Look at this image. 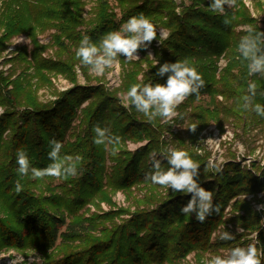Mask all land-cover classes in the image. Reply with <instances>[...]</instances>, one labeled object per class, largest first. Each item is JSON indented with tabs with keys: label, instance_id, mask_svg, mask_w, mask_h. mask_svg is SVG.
<instances>
[{
	"label": "trees",
	"instance_id": "16d2710c",
	"mask_svg": "<svg viewBox=\"0 0 264 264\" xmlns=\"http://www.w3.org/2000/svg\"><path fill=\"white\" fill-rule=\"evenodd\" d=\"M114 3L118 14L109 11L107 0H95L87 27L82 29V0H0V46L18 34H26L32 51L29 56L20 53L18 58L27 68H33L36 79L35 85L29 80L15 81L0 75V107L3 108L0 115V251L35 248L45 255L44 264H175L191 252L208 248L211 233L221 223L229 200L255 193L264 185L237 163L229 162L222 169L212 170L205 156L182 149L200 165L199 181L206 190L213 191V202L220 206L219 214L214 212L203 223L196 219L195 213L182 215L180 208L191 195L168 189L158 197L151 193L147 200L152 209H136L133 213L115 210L85 216L87 205L100 210L99 204H111V195L117 191H127L136 185L154 187L145 181V174L152 170L151 154H162V166L168 167L161 141L162 118L149 120L130 102L127 108L123 107L116 97L117 91H107L102 85L76 84L74 65H80L82 71L86 66L76 58L75 51L85 35L98 43L106 33L119 30L130 17L141 13L156 27L167 30L166 38L153 49L154 62L159 64L154 65L147 59L146 70L141 71L139 63L125 62L121 90L127 93L133 84H165L167 74L158 77V67L165 62L188 59L202 74L205 87L199 99L192 95L186 101L192 105L202 98L207 100L192 106L189 124L192 143L210 120L217 123L227 119L234 123L246 119L264 121V117L243 108L242 97L248 94V85L253 81L257 85L254 102L264 105V95H261L264 75L250 76L249 61H244L237 51L241 37L246 34L245 25L264 31L249 13L244 0H237L231 9L225 6L232 18L227 26L224 16L210 10L209 0H190L188 5H177L174 0H114ZM239 27L242 29L238 30ZM47 30H54V34L51 45L43 46L37 37ZM48 47L56 48L54 59L42 57ZM261 53H264V43ZM220 58L225 66L218 72ZM51 73L68 78L72 88L55 92L49 101L39 102L37 88L50 85ZM140 73L142 78L138 81ZM217 96L227 103L226 107L218 108ZM97 124L122 138L117 155H112L111 145L93 143L92 129ZM193 125L195 132L191 131ZM51 139L63 143L61 155L83 157L78 175L67 179L21 178L16 171L17 150H27L32 165L43 168L50 163L48 142ZM127 141L146 143L130 152L124 148ZM260 172L264 175V169ZM17 180L23 185L20 193L15 191ZM230 208L235 212L243 210L244 215L236 218L244 221L245 229L257 233L258 244L264 246V213L252 212L242 200L233 201ZM123 214L128 217L120 220ZM66 219L79 231L57 234ZM83 223H87L86 228L82 227Z\"/></svg>",
	"mask_w": 264,
	"mask_h": 264
},
{
	"label": "rangeland",
	"instance_id": "374dc122",
	"mask_svg": "<svg viewBox=\"0 0 264 264\" xmlns=\"http://www.w3.org/2000/svg\"><path fill=\"white\" fill-rule=\"evenodd\" d=\"M177 5L185 3L188 5L190 0H174ZM82 29L86 28V22L91 18V10L95 6V0H82ZM109 5V11L118 14V9L115 7L114 0H107ZM246 7L249 10L251 16L258 20L259 25L264 28V0H244ZM118 19V18H117ZM121 28V26H120ZM157 39L152 41L147 50L141 49L138 51L139 60H126L123 55L120 56L119 65L114 66L111 69H107L102 76L90 74L88 67L82 71L80 65H74V73L76 78V84L96 86L102 85L107 91H117L116 97L123 107L129 106V100L126 97V93L121 90L122 87V73L126 68L125 62H133L140 64V70L145 71V61L148 59L154 62L153 49L157 48L162 40H164L168 34L167 30L163 27H156ZM239 27L238 30H241ZM3 30L1 31V33ZM54 34V30H47L42 34H39L37 40L39 44L43 46L51 45V35ZM55 47H48L42 57L44 59H54L53 52ZM32 51V45L29 37L26 34H18L6 41L3 46H0V75L9 77L10 80H19L25 82L29 80L31 83H35L36 79L33 78V68L28 67L20 62L19 54L24 53L29 56ZM151 53V55H149ZM29 62V57L27 58ZM142 62V63H141ZM218 72L225 66V61L220 58L217 62ZM141 73L137 76V80H141ZM50 85H44L37 88L36 95L39 102H46L53 98L55 92H62L72 88V83L68 78L59 73L49 74ZM10 89V87H9ZM218 108L226 107V102L221 96L216 97ZM207 100L202 98L196 101L192 105L187 101L181 104L177 111L178 116L174 117L170 121L161 120V124L164 126V130L161 136V141L164 145L165 153L169 154L170 149H184L192 150L200 157H206V161L212 170L222 169L224 164L229 162L237 163L241 169L247 168L253 173L259 183H264V175L260 170L264 169V121L246 119L243 122L234 123L232 119L222 120L217 123L210 120L207 126L199 133L195 142L189 140V124L191 119L192 106L196 104H204ZM218 109V110H219ZM3 113V108L0 107V115ZM221 116V115H220ZM146 142L131 143L129 141L124 143V148L130 152H134L139 147L143 146ZM150 159L153 160V154L150 155ZM157 159H161L162 154H155ZM107 167L109 163L106 164ZM109 171V170H107ZM154 189V190H153ZM168 188L154 185V187L147 185H136L131 187L127 191H117L111 195V204L101 202L99 204L100 210L93 205H87L88 211H85V216L90 213H106L108 211L124 210L129 213H133L136 209H152L153 205L149 204L147 200L151 193L154 192L157 195L166 193ZM158 197V196H157ZM235 200H242L247 202L249 209L260 215L264 211H258V205H264V185L260 187L255 193L244 194L234 197L227 202V205L223 209V217L221 223L212 231L209 246L207 249L198 252H191L182 260L175 264H208V262L215 255H220L222 258L228 256L229 251L235 247H245L251 243L257 242V233L251 232L245 229L242 224L244 221L237 219V216H243V210L232 211L230 204ZM149 201V202H148ZM82 213V212H80ZM127 214L120 216V220L126 219ZM246 216H244L245 218ZM116 221L119 218L115 219ZM119 220V221H120ZM71 220L66 219L65 224L57 231V234L63 232L79 231V229L70 223ZM83 228L87 227V223H83ZM242 229V231H238ZM224 231H228L235 235L236 239L233 241H224L220 239L221 234ZM57 239V244L59 243ZM258 247L260 245L258 244ZM45 255L38 249L32 248L28 250L18 249H4L0 251V264H44ZM167 264V263H165Z\"/></svg>",
	"mask_w": 264,
	"mask_h": 264
},
{
	"label": "clouds",
	"instance_id": "9594fccd",
	"mask_svg": "<svg viewBox=\"0 0 264 264\" xmlns=\"http://www.w3.org/2000/svg\"><path fill=\"white\" fill-rule=\"evenodd\" d=\"M237 0H209V8L225 17L224 24L230 25L232 18L227 9L234 8ZM246 32L240 39L237 51L240 57L247 63L248 74L261 73L264 75V53H261V44L264 43V31H260L251 25H245ZM157 37V29L150 18L143 13L130 17L119 30L110 31L100 38L99 42H93L88 35L80 41L75 51L76 58L88 67L90 74L102 76L107 69L119 65L121 55L126 60H139L138 51L147 50L152 41ZM258 53H261L258 55ZM151 55V53H149ZM159 64V61L156 62ZM167 74L165 84L147 83L133 84L126 93L127 99L138 112L143 113L154 120L157 117L170 121L178 116V107L192 95L199 99L201 89L205 87V80L197 67L188 59L178 60L174 63L165 62L158 67L156 75L164 77ZM257 95L256 83L250 82L248 94L242 97L243 108L255 112L264 117V105L254 102ZM264 95V93H261ZM193 125L191 131L195 132ZM94 133L93 143L97 146H112V155H117L122 138L115 135L108 127L97 124L92 129ZM51 151L48 153L50 163L46 167L38 168L32 165L31 158L24 148L16 152V171L18 175L30 177L32 180H42L45 177L67 179L78 175V165L83 160L79 154L61 155L63 143L56 139L49 140ZM168 167L162 166L163 161L155 157L153 153L152 170L145 174V181L154 185L166 187L173 192L186 193L191 199L180 208L182 215L195 213L196 219L203 223L214 212L219 214L220 206L214 204L213 191L206 190L199 181L200 165L191 155L181 149H170L165 157ZM15 191H23L20 180L15 183ZM258 211H264V205L257 206ZM242 231V229H238ZM221 240L233 241L235 235L224 231ZM258 241L245 247H235L229 251L227 257L215 255L208 264H262L264 262V246L258 247ZM15 264V262H13Z\"/></svg>",
	"mask_w": 264,
	"mask_h": 264
},
{
	"label": "built area",
	"instance_id": "2783aa9c",
	"mask_svg": "<svg viewBox=\"0 0 264 264\" xmlns=\"http://www.w3.org/2000/svg\"><path fill=\"white\" fill-rule=\"evenodd\" d=\"M6 264H10V262H7Z\"/></svg>",
	"mask_w": 264,
	"mask_h": 264
}]
</instances>
